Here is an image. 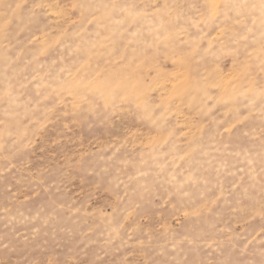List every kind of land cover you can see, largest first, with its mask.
<instances>
[{"label": "rangeland", "instance_id": "obj_1", "mask_svg": "<svg viewBox=\"0 0 264 264\" xmlns=\"http://www.w3.org/2000/svg\"><path fill=\"white\" fill-rule=\"evenodd\" d=\"M0 264H264V0H0Z\"/></svg>", "mask_w": 264, "mask_h": 264}]
</instances>
